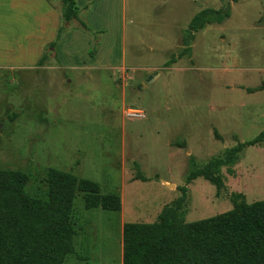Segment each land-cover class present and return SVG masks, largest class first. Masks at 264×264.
<instances>
[{
	"label": "rangeland",
	"instance_id": "rangeland-1",
	"mask_svg": "<svg viewBox=\"0 0 264 264\" xmlns=\"http://www.w3.org/2000/svg\"><path fill=\"white\" fill-rule=\"evenodd\" d=\"M50 1L61 9V0ZM162 2L122 0L115 8V18L125 12L139 32L123 37L122 68L99 56L102 31L78 37L87 32L84 10L70 23L75 36L43 65L0 66V168L24 172L26 191L41 198L51 167L121 196L119 211L87 208L77 196L76 253L60 264H121L123 225L156 221L184 185L177 223L231 210L235 192L248 202L264 199V141L245 148L234 172L222 168L218 194L203 177L186 181L191 169L264 131V0ZM203 8L231 14L199 29L190 52L167 66L185 47L188 19Z\"/></svg>",
	"mask_w": 264,
	"mask_h": 264
},
{
	"label": "trees",
	"instance_id": "trees-1",
	"mask_svg": "<svg viewBox=\"0 0 264 264\" xmlns=\"http://www.w3.org/2000/svg\"><path fill=\"white\" fill-rule=\"evenodd\" d=\"M60 13L62 24L56 38L45 48L39 66L57 49L70 23L80 18L77 1L61 0ZM230 14L229 10L214 8L198 12L185 30V47L166 65L190 52V41L199 29L221 23ZM80 25L97 34L86 21L80 19ZM263 141L261 131L251 140L227 147L223 156L191 169L187 183L203 177L215 185L218 194L225 187L222 168L234 172L233 166L240 161L245 148ZM138 179L147 180L143 176ZM27 180L24 172L0 168V264H60L66 255L76 253L74 203L78 195L87 208H122L118 192L104 193L98 182L71 171L54 167L47 170L46 198L28 193ZM179 188L182 195L175 201L176 206L163 209L156 221L124 224L123 264H264V199L248 202L235 192L231 210L177 223L175 212L183 206L188 191L186 185Z\"/></svg>",
	"mask_w": 264,
	"mask_h": 264
},
{
	"label": "crops",
	"instance_id": "crops-1",
	"mask_svg": "<svg viewBox=\"0 0 264 264\" xmlns=\"http://www.w3.org/2000/svg\"><path fill=\"white\" fill-rule=\"evenodd\" d=\"M76 1L79 12L84 10L87 13V20L83 21H86L94 31L103 32L99 56L107 58L112 65L114 63L115 68H122L118 64L122 55L123 59L125 58L127 38L129 39L130 35H139L137 26L128 27L126 25L125 12L115 18V8L122 9V0ZM170 1L172 0H163L166 3ZM174 1L178 2V0ZM196 14L190 16L188 24ZM163 21L169 27L170 22L167 24L166 18H163ZM61 24L60 8L50 0H0V66L22 67L38 63L47 45L56 38ZM119 25H121L120 33ZM172 25L176 26V24ZM115 30L117 31L116 36ZM77 35L85 41L93 38L89 32L84 31ZM74 36L69 28L59 41L61 51L69 38ZM60 56L62 59V52ZM123 229L121 231V264H123Z\"/></svg>",
	"mask_w": 264,
	"mask_h": 264
},
{
	"label": "built area",
	"instance_id": "built-area-1",
	"mask_svg": "<svg viewBox=\"0 0 264 264\" xmlns=\"http://www.w3.org/2000/svg\"><path fill=\"white\" fill-rule=\"evenodd\" d=\"M133 114L138 115V116H145L144 112L141 110H134Z\"/></svg>",
	"mask_w": 264,
	"mask_h": 264
},
{
	"label": "water",
	"instance_id": "water-1",
	"mask_svg": "<svg viewBox=\"0 0 264 264\" xmlns=\"http://www.w3.org/2000/svg\"><path fill=\"white\" fill-rule=\"evenodd\" d=\"M151 77H149V79H150ZM1 126H2V123H0V129H1Z\"/></svg>",
	"mask_w": 264,
	"mask_h": 264
}]
</instances>
